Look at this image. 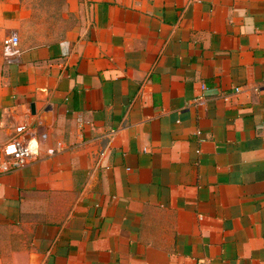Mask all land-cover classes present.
I'll return each mask as SVG.
<instances>
[{
    "label": "crops",
    "instance_id": "obj_1",
    "mask_svg": "<svg viewBox=\"0 0 264 264\" xmlns=\"http://www.w3.org/2000/svg\"><path fill=\"white\" fill-rule=\"evenodd\" d=\"M0 27V147L38 146L0 170V264H264V0H0Z\"/></svg>",
    "mask_w": 264,
    "mask_h": 264
},
{
    "label": "built area",
    "instance_id": "obj_2",
    "mask_svg": "<svg viewBox=\"0 0 264 264\" xmlns=\"http://www.w3.org/2000/svg\"><path fill=\"white\" fill-rule=\"evenodd\" d=\"M19 44V37L13 36L7 46L17 47ZM236 91H239V89H236ZM30 136L27 127L21 126L17 128L15 136L0 147L1 172H11L23 168L37 154L38 146L35 148L31 146ZM195 264H211V261L200 258Z\"/></svg>",
    "mask_w": 264,
    "mask_h": 264
},
{
    "label": "rangeland",
    "instance_id": "obj_3",
    "mask_svg": "<svg viewBox=\"0 0 264 264\" xmlns=\"http://www.w3.org/2000/svg\"><path fill=\"white\" fill-rule=\"evenodd\" d=\"M73 18H65L62 15L60 16V18H56V22L55 24L52 26V32H44L43 34H39L38 36L40 37V40H59L61 38H63L65 36V27H69L71 25V21ZM69 22H71L69 24ZM26 33H27V37L29 39H31L32 37H35L32 33L33 31V27H31V24L26 25ZM3 39H4V33L2 28L0 27V57L4 51V44H3Z\"/></svg>",
    "mask_w": 264,
    "mask_h": 264
},
{
    "label": "water",
    "instance_id": "obj_4",
    "mask_svg": "<svg viewBox=\"0 0 264 264\" xmlns=\"http://www.w3.org/2000/svg\"><path fill=\"white\" fill-rule=\"evenodd\" d=\"M33 111H34V106H33Z\"/></svg>",
    "mask_w": 264,
    "mask_h": 264
}]
</instances>
